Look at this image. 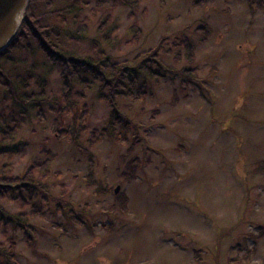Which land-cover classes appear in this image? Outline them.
Here are the masks:
<instances>
[{
    "label": "rangeland",
    "instance_id": "374dc122",
    "mask_svg": "<svg viewBox=\"0 0 264 264\" xmlns=\"http://www.w3.org/2000/svg\"><path fill=\"white\" fill-rule=\"evenodd\" d=\"M94 1L83 0L77 20L89 22L73 42L71 16L59 26L51 14L70 0H53L50 39L80 56L100 52L130 65L165 38L157 58L171 71L148 79L140 101L117 102L113 138L101 134L109 108L88 75L79 72L64 98L58 67L35 47L1 61L8 87L0 86V114L11 126L23 112L24 123L0 150L25 147L0 157V175L18 177L44 161L48 175L40 213L27 221L32 246L2 226L0 246L7 251L13 242L12 264H264V175L254 172L264 161V0H164L163 7L115 0L91 17ZM132 22L140 30L134 43ZM182 34L194 47L190 77L182 48L164 53ZM92 137L99 139L90 146ZM117 186L124 212L114 204Z\"/></svg>",
    "mask_w": 264,
    "mask_h": 264
},
{
    "label": "trees",
    "instance_id": "16d2710c",
    "mask_svg": "<svg viewBox=\"0 0 264 264\" xmlns=\"http://www.w3.org/2000/svg\"><path fill=\"white\" fill-rule=\"evenodd\" d=\"M53 0H30L27 9L23 15L20 28L10 43V45L0 53V63L3 60H7L9 56L13 55L16 51L21 49L30 50L33 47L41 53L42 57L47 63L53 66H57L59 69V77L62 81L61 92L62 95L67 97L72 89V81L74 79L79 80V72L88 75L92 80L97 82L99 95L98 99L104 102L109 108V114L111 123L108 130H102L101 134L110 135L116 138L113 132V127L119 122L118 101L127 100L130 102H137L148 95L147 80L151 79L157 81L159 78L164 77V74L170 72L171 69L168 66H164L162 62L157 58L158 51L163 49L165 38H162L156 48L148 50L143 58H135L132 64L125 63L114 64L110 63L109 58H103L99 53L96 54V58H90L88 56H80L74 52L64 49L58 42L50 39V34L53 33V27L45 24L47 14L50 13ZM159 5L163 7L164 0H158ZM261 1H259L260 3ZM138 0L134 1L130 5H136ZM249 4H253L251 0H248ZM115 0H95L94 6L90 10L91 17H94L95 11L103 8L104 6H114ZM84 5L83 0H70L69 5L63 7L62 10L51 12L58 19V25L64 24V15H70L72 25L76 26V35L71 37V41L78 42L83 40V35L86 32L88 18H83L81 21L77 20V16L81 11V7ZM39 6L46 8L45 13L38 12ZM63 13V14H62ZM131 15L129 16V18ZM132 31V37L130 42L134 43L140 37V30L135 22L130 25ZM203 29L201 28V31ZM171 47V48H170ZM169 50L164 51L165 54H169L171 49L182 48L184 51V57L187 62V67L182 69L185 76H191V66L194 60V47L193 44L186 38L184 34L180 38H175L170 44ZM178 54L174 56L175 61L178 60ZM6 75L0 65V86L8 87L6 82ZM193 78H191L192 80ZM82 89L89 88V83L80 80ZM43 86V85H42ZM43 95V90H40L39 96ZM23 112H20L17 120L12 121L11 126L5 124L3 117L0 114V143L9 144L13 142L16 133L23 126ZM107 133V134H105ZM99 137H92L89 139V145L93 146ZM25 145H21L19 148H12L11 150H0V157L10 158L12 155H17L24 150ZM130 151V150H129ZM134 161H128L125 163V169L127 173H123V177L130 180L134 174L135 164ZM48 161L40 162L29 166L18 177H5L0 175V226L4 228H10L12 230H19L24 233L29 246H32L33 242V230L27 224L29 219L34 218L40 213L39 207L36 205L38 194L46 191L44 180L47 178ZM7 166H3L6 169ZM93 168L89 163L87 168V179L91 180L93 177ZM254 172L262 173L264 175V161L257 164ZM40 175V177H37ZM114 204L124 212L126 210L127 197L124 193H118L114 195ZM6 201L14 203L18 206L19 212L10 215L4 210L1 202ZM26 209L28 211H26ZM13 248V242H10V246L7 251H4L0 246V264H12L11 250Z\"/></svg>",
    "mask_w": 264,
    "mask_h": 264
},
{
    "label": "water",
    "instance_id": "95a60500",
    "mask_svg": "<svg viewBox=\"0 0 264 264\" xmlns=\"http://www.w3.org/2000/svg\"><path fill=\"white\" fill-rule=\"evenodd\" d=\"M30 0H0V53L15 38ZM119 187L114 189L117 194Z\"/></svg>",
    "mask_w": 264,
    "mask_h": 264
},
{
    "label": "bare ground",
    "instance_id": "6f19581e",
    "mask_svg": "<svg viewBox=\"0 0 264 264\" xmlns=\"http://www.w3.org/2000/svg\"><path fill=\"white\" fill-rule=\"evenodd\" d=\"M23 19V18H22Z\"/></svg>",
    "mask_w": 264,
    "mask_h": 264
}]
</instances>
